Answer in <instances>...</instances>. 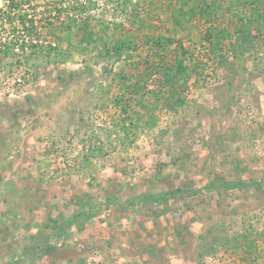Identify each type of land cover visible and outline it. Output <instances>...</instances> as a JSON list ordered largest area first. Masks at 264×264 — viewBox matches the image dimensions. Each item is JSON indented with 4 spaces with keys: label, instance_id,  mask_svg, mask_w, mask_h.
I'll return each mask as SVG.
<instances>
[{
    "label": "rangeland",
    "instance_id": "obj_1",
    "mask_svg": "<svg viewBox=\"0 0 264 264\" xmlns=\"http://www.w3.org/2000/svg\"><path fill=\"white\" fill-rule=\"evenodd\" d=\"M17 34L0 264H264V0H0Z\"/></svg>",
    "mask_w": 264,
    "mask_h": 264
},
{
    "label": "trees",
    "instance_id": "obj_2",
    "mask_svg": "<svg viewBox=\"0 0 264 264\" xmlns=\"http://www.w3.org/2000/svg\"><path fill=\"white\" fill-rule=\"evenodd\" d=\"M75 15L73 17V20H69L65 23H60V25L65 26V28H70L71 24H77L79 22L82 21V14L84 13V5H82L81 3H75ZM204 9H206V7H204ZM14 15L17 16V19L19 20V23L21 24V28L22 29H26V31L28 33H32L33 31H36V27L34 26V21L30 18L28 19V15H26L25 13H22L21 11H19V9L16 11V13H13ZM75 18H77V20H75ZM175 18V17H174ZM48 33L50 31H47ZM32 44V45H31ZM31 49L33 48L34 50H36L38 47H42L43 45L37 46V45H33L32 41L30 43ZM17 48L21 51V52H25L26 51V44L23 40L20 39V36H18V34L15 36L13 35V38L10 39L8 41V43H6L5 45H1L0 46V53H3V51L5 52H13L14 50H17Z\"/></svg>",
    "mask_w": 264,
    "mask_h": 264
},
{
    "label": "built area",
    "instance_id": "obj_3",
    "mask_svg": "<svg viewBox=\"0 0 264 264\" xmlns=\"http://www.w3.org/2000/svg\"><path fill=\"white\" fill-rule=\"evenodd\" d=\"M18 81H20V80H18Z\"/></svg>",
    "mask_w": 264,
    "mask_h": 264
}]
</instances>
